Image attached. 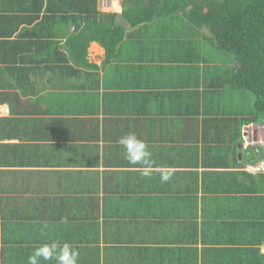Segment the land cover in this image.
Returning <instances> with one entry per match:
<instances>
[{
    "label": "crops",
    "instance_id": "obj_1",
    "mask_svg": "<svg viewBox=\"0 0 264 264\" xmlns=\"http://www.w3.org/2000/svg\"><path fill=\"white\" fill-rule=\"evenodd\" d=\"M122 10L0 0V264L52 242L78 264H264V174L248 167L264 118L235 57L183 12L132 25ZM108 33H123L109 57Z\"/></svg>",
    "mask_w": 264,
    "mask_h": 264
},
{
    "label": "trees",
    "instance_id": "obj_2",
    "mask_svg": "<svg viewBox=\"0 0 264 264\" xmlns=\"http://www.w3.org/2000/svg\"><path fill=\"white\" fill-rule=\"evenodd\" d=\"M138 1L122 0L121 14L132 25L162 12H183L190 22L204 27L213 46L231 53L240 66L239 84L254 95L252 121L264 118V0H153L151 5L136 7ZM141 11L147 15L140 17ZM122 36L108 33L95 40L109 57Z\"/></svg>",
    "mask_w": 264,
    "mask_h": 264
},
{
    "label": "clouds",
    "instance_id": "obj_3",
    "mask_svg": "<svg viewBox=\"0 0 264 264\" xmlns=\"http://www.w3.org/2000/svg\"><path fill=\"white\" fill-rule=\"evenodd\" d=\"M119 144L123 147L128 162L140 166L144 176H150L152 160L147 144L138 139L133 133L121 137ZM171 178V171L165 170L161 173V182H168ZM47 227V224L43 225V228ZM78 257V250L72 248L68 243L61 246L56 242H52L35 248L29 255L27 264H40L41 260H55L56 264H78Z\"/></svg>",
    "mask_w": 264,
    "mask_h": 264
},
{
    "label": "built area",
    "instance_id": "obj_4",
    "mask_svg": "<svg viewBox=\"0 0 264 264\" xmlns=\"http://www.w3.org/2000/svg\"><path fill=\"white\" fill-rule=\"evenodd\" d=\"M264 146V143H263ZM253 172L256 173H262L264 172V152H263V157L261 158V160L255 164V165H249L248 166Z\"/></svg>",
    "mask_w": 264,
    "mask_h": 264
},
{
    "label": "water",
    "instance_id": "obj_5",
    "mask_svg": "<svg viewBox=\"0 0 264 264\" xmlns=\"http://www.w3.org/2000/svg\"><path fill=\"white\" fill-rule=\"evenodd\" d=\"M254 151L257 153L258 157L261 156V154H262V149H261V147H254Z\"/></svg>",
    "mask_w": 264,
    "mask_h": 264
},
{
    "label": "rangeland",
    "instance_id": "obj_6",
    "mask_svg": "<svg viewBox=\"0 0 264 264\" xmlns=\"http://www.w3.org/2000/svg\"><path fill=\"white\" fill-rule=\"evenodd\" d=\"M252 98H254L253 95H252ZM253 103H254V99H253Z\"/></svg>",
    "mask_w": 264,
    "mask_h": 264
}]
</instances>
